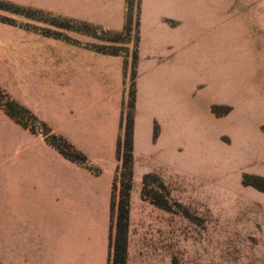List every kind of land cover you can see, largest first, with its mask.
<instances>
[{"label": "rangeland", "instance_id": "374dc122", "mask_svg": "<svg viewBox=\"0 0 264 264\" xmlns=\"http://www.w3.org/2000/svg\"><path fill=\"white\" fill-rule=\"evenodd\" d=\"M233 2L232 13L172 44L174 56L143 74L137 111L143 0H0V131L9 119L98 175L103 168L87 155L109 166L116 151L109 264L122 200L129 208L127 264H264V0ZM68 44L122 55L123 69L122 60L111 66L87 52L104 71L117 68L118 85H100L92 65L73 69L78 64L67 55L77 49ZM45 49L67 55L56 63L48 56L46 69L34 71ZM19 77L33 78L24 84L33 105L75 134L82 151L25 102ZM129 118L131 170L122 167L119 149ZM1 234L0 264H17Z\"/></svg>", "mask_w": 264, "mask_h": 264}, {"label": "crops", "instance_id": "0c3cea01", "mask_svg": "<svg viewBox=\"0 0 264 264\" xmlns=\"http://www.w3.org/2000/svg\"><path fill=\"white\" fill-rule=\"evenodd\" d=\"M233 3V0H143L139 40L135 48L140 99L137 111L141 103L139 93L143 90V74L155 69L153 63H163L174 56L172 44L196 38L199 31H203V23L223 19V15L232 13L235 9ZM72 46L77 49L76 53L70 57L64 53L78 64V68L73 69L85 70L92 65L94 72L91 76L100 85L107 88L118 85L113 82L116 78L113 70L117 68L104 71L88 58L98 54L110 59L111 66L113 59H119L123 69L122 55L99 54ZM41 51L34 71L46 69L48 56H54L55 63L65 58L63 53L52 54L51 49ZM87 52L94 54L87 56ZM118 70L121 71L120 66ZM79 72L73 71V74ZM32 80L19 77V84L23 82L20 89L23 94L20 95L41 119L80 149L75 134L68 129L62 131L33 105L35 98L28 93L31 88L25 89L24 85L30 86ZM121 101L116 117L122 127ZM105 115L108 116L106 112ZM4 123H7V129L0 131V229L5 250L7 248L17 264H44L46 256L49 264H109L111 185L118 164L116 151L109 166L97 163L84 152L93 164L103 168L98 175L75 164L27 130H19L9 119ZM118 136L115 149L122 134Z\"/></svg>", "mask_w": 264, "mask_h": 264}, {"label": "trees", "instance_id": "16d2710c", "mask_svg": "<svg viewBox=\"0 0 264 264\" xmlns=\"http://www.w3.org/2000/svg\"><path fill=\"white\" fill-rule=\"evenodd\" d=\"M133 122L129 120L125 124L124 137L119 143V149L122 155V167L131 170L133 160ZM123 188L128 192L130 184L128 178L120 175ZM128 192L126 195H128ZM128 200H122L119 207V214L117 218V233L115 238V252L112 264H127V249H128Z\"/></svg>", "mask_w": 264, "mask_h": 264}]
</instances>
